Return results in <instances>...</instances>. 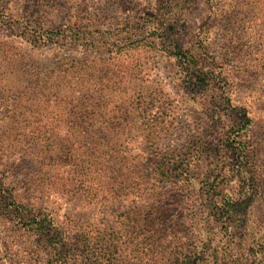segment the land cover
I'll return each mask as SVG.
<instances>
[{
  "label": "rangeland",
  "instance_id": "374dc122",
  "mask_svg": "<svg viewBox=\"0 0 264 264\" xmlns=\"http://www.w3.org/2000/svg\"><path fill=\"white\" fill-rule=\"evenodd\" d=\"M167 2L0 0V180L50 214L65 264H264V0ZM211 183L241 221L210 213ZM6 216L5 254L51 264Z\"/></svg>",
  "mask_w": 264,
  "mask_h": 264
},
{
  "label": "trees",
  "instance_id": "16d2710c",
  "mask_svg": "<svg viewBox=\"0 0 264 264\" xmlns=\"http://www.w3.org/2000/svg\"><path fill=\"white\" fill-rule=\"evenodd\" d=\"M185 2L186 0H168V11L164 13L165 16L170 13H173L174 9L183 8L186 4ZM165 21L166 20L162 22L156 21V25L149 26L147 27V29L150 30L149 32L155 30L157 31V33L158 31L165 29L166 33L169 27H164ZM145 32L146 29L143 31V33ZM42 36L43 38L49 40V42H54L56 38L62 36V33L56 31L55 29H45V31H43ZM66 37L68 36L66 35ZM92 40L96 41L95 39ZM175 49L176 51L178 50L177 47H175ZM177 56L179 57L180 61L184 62V68L187 70V74L189 75L190 80L193 81L196 85L202 83L203 77L199 73L200 70H198L200 60L197 58V56L193 54V52L190 50H187L186 52L178 50ZM241 124V129L237 130L239 133L236 134L235 138L232 139V141L231 139L227 140L228 143L226 144V147H229L232 150H240V154H245L247 153V142L243 137L246 135V133H248L252 121L249 117L246 116L243 118ZM246 158L249 159L248 156H246ZM207 186V189L209 190L208 193L210 194V197L208 198V204L211 205V208L209 209L210 213L215 217L225 219L224 222H227L232 226L237 220V218H240L239 212L241 209V202L236 203L227 199L221 204L216 201V198L213 195L216 190L215 183L208 184ZM27 209L28 208L26 206L21 205V203L16 199V197L12 196L11 198H9V196H6L5 189L0 180V210L3 211L4 216L7 215L5 219L8 220L10 223L16 225L17 227H21V230H26V235H28L29 233L31 235L32 233L35 237L36 247L48 245L51 249L54 248V251H56V253L54 255L53 253H51V256H54V259L50 261L51 264H56V262H61L62 264H65L66 261H68L69 259V255H67L66 253V246L68 245V243L63 237V234H61L58 229H56L53 218L50 217V214H44L42 212H27ZM140 209L141 207L136 206V210L133 213H136V211H140ZM10 215L16 216L15 218H10ZM125 215H129V213H126ZM208 220L211 221V219ZM239 220L241 221V219ZM0 256L2 261L0 264H16L14 260H12V257L5 254V251H3L1 248Z\"/></svg>",
  "mask_w": 264,
  "mask_h": 264
}]
</instances>
